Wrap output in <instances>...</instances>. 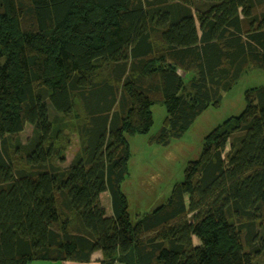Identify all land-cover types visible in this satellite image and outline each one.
<instances>
[{
    "label": "trees",
    "instance_id": "1",
    "mask_svg": "<svg viewBox=\"0 0 264 264\" xmlns=\"http://www.w3.org/2000/svg\"><path fill=\"white\" fill-rule=\"evenodd\" d=\"M251 69L264 72V0H0V264L98 251L101 264H260L264 86L160 207L135 221L124 191L128 138L149 134L153 106L168 115L149 141L167 146Z\"/></svg>",
    "mask_w": 264,
    "mask_h": 264
},
{
    "label": "rangeland",
    "instance_id": "2",
    "mask_svg": "<svg viewBox=\"0 0 264 264\" xmlns=\"http://www.w3.org/2000/svg\"><path fill=\"white\" fill-rule=\"evenodd\" d=\"M261 86H264V72L260 69L248 70L231 91L223 94L219 107H210L196 119L182 138L173 139L167 146L151 144L149 141L161 130L168 115L164 104L158 103L153 106L154 125L149 134L128 138L132 155L124 191L129 197L130 213L135 221L138 215L150 213L167 201L174 185L183 181L184 171L189 162L200 158L207 135L227 119L239 116L246 107L245 93ZM55 114L52 110L51 115ZM32 132L33 127L27 125L19 136L20 141L23 144L27 143ZM79 151V138L75 133L66 152V159L60 163L61 167H69ZM229 151L230 143L226 148V152ZM110 200L106 196L103 198V203L109 207V211ZM195 240L196 244H200L197 238ZM258 262L264 264V256L258 258Z\"/></svg>",
    "mask_w": 264,
    "mask_h": 264
},
{
    "label": "crops",
    "instance_id": "3",
    "mask_svg": "<svg viewBox=\"0 0 264 264\" xmlns=\"http://www.w3.org/2000/svg\"><path fill=\"white\" fill-rule=\"evenodd\" d=\"M126 182V181H125ZM104 196L106 197H109V199H111L110 197V194L108 192H105L103 194H101V203L103 205V207L105 208V211H106V214L108 216H112L113 212H112V202L110 200V204H111V211H109V207L104 205L103 203V198ZM196 237L193 238V242L196 246L200 245V244H196V240H195ZM199 240V239H198ZM103 259V254L102 252L98 251V252H95L92 257H91V261L88 262V263H77V262H71V261H67V262H46V263H51V264H101V261ZM35 263H38V262H35ZM33 263V264H35ZM41 263H44V262H41Z\"/></svg>",
    "mask_w": 264,
    "mask_h": 264
}]
</instances>
